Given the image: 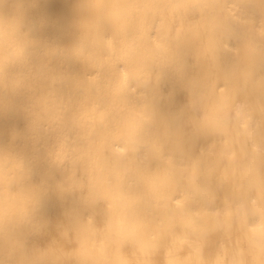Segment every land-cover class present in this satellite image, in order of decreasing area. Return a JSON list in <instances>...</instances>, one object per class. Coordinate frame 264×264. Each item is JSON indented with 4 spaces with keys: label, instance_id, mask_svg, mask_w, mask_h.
Returning a JSON list of instances; mask_svg holds the SVG:
<instances>
[{
    "label": "clouds",
    "instance_id": "clouds-1",
    "mask_svg": "<svg viewBox=\"0 0 264 264\" xmlns=\"http://www.w3.org/2000/svg\"><path fill=\"white\" fill-rule=\"evenodd\" d=\"M0 264H264V0H0Z\"/></svg>",
    "mask_w": 264,
    "mask_h": 264
},
{
    "label": "bare ground",
    "instance_id": "bare-ground-1",
    "mask_svg": "<svg viewBox=\"0 0 264 264\" xmlns=\"http://www.w3.org/2000/svg\"><path fill=\"white\" fill-rule=\"evenodd\" d=\"M178 99L182 100V97H179ZM62 213V207L58 204L53 202L49 208L46 210V214L49 216V218L53 221L58 219Z\"/></svg>",
    "mask_w": 264,
    "mask_h": 264
}]
</instances>
